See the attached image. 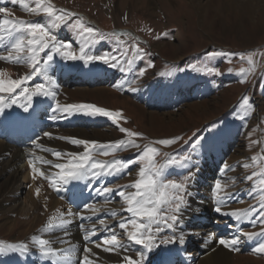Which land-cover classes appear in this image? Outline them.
<instances>
[{"label":"snow or ice","instance_id":"obj_1","mask_svg":"<svg viewBox=\"0 0 264 264\" xmlns=\"http://www.w3.org/2000/svg\"><path fill=\"white\" fill-rule=\"evenodd\" d=\"M7 3L19 4L35 19L16 16L9 7L0 6V63L11 64L17 70L27 68V71L14 77L6 68L0 67V117L7 119L10 115L8 110L14 106L30 114L36 98H51L55 106L51 108L50 120L69 119L77 115L92 119L106 118L122 136L100 141L75 135L57 136L51 131H43V138L66 141L78 150L45 146L39 136L31 140L34 148L26 158L31 181L46 180L58 194L71 193L72 203L77 210L57 207L38 229V234L31 236L30 242L0 240V260L19 257L26 261L35 255L41 264H99V254L94 252L95 248L119 256V264H149V256L155 250L163 247L171 252L168 246L185 245L188 239L185 228L190 214L199 213V209L193 207L199 195L195 190L199 164L194 154L202 141L195 140L191 152L182 149L163 151L165 147L177 145L183 137L151 140L144 133L123 126L127 117L122 110H112L94 103H61L58 99L59 84L55 71L61 61L80 62L82 66L92 67L102 64L132 74V79H124L115 87L124 89L127 85L128 91H139L135 85L148 69L154 67L151 59L147 60L146 67H138L140 62L151 56L146 48L141 47L140 38L125 30L103 31L87 22L81 14L58 7L53 0H7ZM64 29L71 33L70 39L60 38L59 34ZM163 35L167 37L169 33L164 32ZM103 42H108L111 49L94 53L92 50ZM208 56L210 60L226 57L231 61L232 57H237L242 62L246 61L249 67L238 70L241 83L247 82L256 70L254 51H212ZM189 67L208 75H222L216 66ZM176 71L184 69L173 66L159 75L171 77ZM227 71L231 73L233 69ZM259 79L264 81V75ZM260 87L264 88V83ZM237 109V118L243 127L248 128V121L257 109L247 93L238 102ZM259 127L258 124L246 132V147H256L258 151L246 158L248 162L222 163L212 184L211 199L212 210L233 221L234 235L230 238L220 237L218 243L238 252L242 238L257 240L254 251L264 254V138H253ZM195 136L196 133H193V137L184 143L188 144ZM37 151L48 153L52 158L38 155ZM124 152L130 155H118ZM134 166L135 179L111 186V178L132 175ZM237 167L251 171L238 178L229 177L227 173L235 171ZM173 170L181 175L170 177L169 173ZM238 182H247L245 195L255 202L247 207L232 208L233 202H244L236 192L229 190ZM81 185L95 193L90 198L94 202H85ZM42 187H35L37 197ZM117 200L121 206L112 207ZM44 207L47 209V204ZM244 224L258 230L244 231ZM73 227L80 233V240L76 242L72 240L75 235L71 231ZM191 235L195 236V231ZM214 238V234L209 233L205 239L207 242ZM136 246H139L138 250L130 254ZM167 264L174 262L169 258Z\"/></svg>","mask_w":264,"mask_h":264},{"label":"rangeland","instance_id":"obj_2","mask_svg":"<svg viewBox=\"0 0 264 264\" xmlns=\"http://www.w3.org/2000/svg\"><path fill=\"white\" fill-rule=\"evenodd\" d=\"M4 1L5 3L2 4L1 2L0 6L9 7L14 15L25 19H35L30 17L22 7L17 8L16 5L7 3V0ZM105 1L110 4L111 8ZM140 1L142 2V0H53L58 7L85 14L81 15L87 22L103 31H112L113 29L130 31L134 36L140 38L141 47L146 48L151 53V56L140 62L138 67H146L148 59H151L154 63V67L148 69L146 75L140 78L138 84L135 85L139 87L137 92L128 91L127 85L124 89L115 87L124 79H132V74L122 73L118 69H112L102 64H98L93 68L87 65L93 71L108 69L114 75L113 79L98 81L95 85H91L93 88L105 86L108 91L99 96L94 94L92 89H89L86 94L63 95V99H58L61 103H94L112 110H122L124 116L127 117V120L123 122V126L140 131L151 140L173 136L183 137V140L177 145L165 147L162 149L163 151L171 152L173 149H182L191 152L195 140H201L202 143L197 147L194 155L199 164V176L205 175L197 179L196 189L198 185L200 186L198 187L199 195L197 197L212 200L211 188L214 179L219 174V170L215 175L205 173L209 171L210 158L220 154L218 159L219 169L225 161L229 164L240 161L248 162L246 158L257 152L258 148L249 149L246 147V132L259 124L260 127L257 128L253 138H264V131H262L264 130V88L260 87L264 81L259 79L261 75H264V0H256L259 6L256 5L251 14L241 7L239 0H233L231 8L222 10H218L217 4L219 5L223 0H200L201 5L196 0H153V5L146 4V0L142 3ZM208 1H216V4H211L210 7L207 5ZM246 1L250 0H243V3ZM200 6H207L204 8L206 10L202 11ZM88 16L95 18L98 24L91 23ZM164 32H168L169 35L165 37ZM59 35L62 39L71 38V33L67 29L61 31ZM110 49L111 45L108 42H103L92 51L99 54ZM212 51H224L225 53L254 51L256 53L254 58L257 61L256 70L248 77L247 82L241 83L242 77L238 74V70L241 67H249L247 62H242L237 57H232L231 61L226 57H215L210 60L208 53ZM70 63L73 62L61 61L59 65ZM189 65H197L198 67L216 66L222 75H208L204 72L194 71ZM173 66L182 68L184 71H176L171 77L159 75ZM0 67L6 68L14 77L27 71L26 67L17 70L8 63L0 65ZM79 68L83 70L82 65ZM229 68H232L233 72H228ZM57 75L55 74V76ZM60 81H63V79L57 77V83ZM81 84L85 85L84 83ZM77 85L80 84L74 83L70 88ZM61 90L59 94H61ZM245 93L252 98V102L257 109L248 121V128L243 127L242 122L237 118V105ZM51 101V98L46 100L48 106L52 105L53 108L55 101L52 103ZM46 113L48 114V111ZM100 119L108 121L106 118ZM78 121L81 122L82 119ZM108 122L113 127L109 134L103 138L94 136L90 139L109 141L121 138L122 134L118 129L110 121ZM75 127L96 129L98 125H82L75 122L70 126V124L60 123L53 125L52 130L46 128L45 131H51L57 136L72 135L71 130H74ZM53 129L57 131L54 130V132ZM193 133H196V136L188 144H185L184 141H188L189 137H193ZM40 137L45 146L47 143L50 145L49 147H57L60 150H63V146H67L68 150H78L66 141L56 139L49 141L47 138H43V133ZM144 142L146 141H142V143ZM31 147H34V145ZM118 155L128 157L130 153L124 152ZM25 165L26 161H21L16 164V167L22 169ZM250 171L251 169L244 170L237 167L235 171L229 172L227 175L238 178ZM131 172L132 175L130 176L111 178V186L125 184L135 179V166L131 169ZM169 175L170 177H179L181 174L173 170ZM18 183H24L25 185L23 191H19L18 188L16 190L17 186H14V193L16 192L19 198L17 204L7 209L5 208V202L0 201V240L14 242L23 239L30 242L32 234L29 236L23 235V231L28 228L34 209L30 204V197L32 196L37 204L40 202L45 203L49 200V195L55 191L51 188H44V185L48 183L46 180H37L34 182L35 187L43 186L40 196L37 197L35 189H28L24 178H21V182ZM247 186V182H238L229 189L236 192L238 198L244 200L243 203L233 202L231 204L232 208L247 207L255 202L245 195ZM30 191L33 192L30 193ZM30 194L31 196H28ZM45 197H47V200ZM20 203L22 206L19 205ZM23 205L26 206L27 210L21 209L22 211H19V208H23ZM218 218L221 221L218 224L227 222V225L233 226V221L230 218L221 217L220 215H218ZM15 221L16 228L12 231L11 223ZM243 230L254 231L258 228L244 224ZM203 242L198 239L194 241L193 245H189L190 242L187 240L184 246L168 247L172 249V253L177 252V256L181 257L183 253L193 255L196 248L201 246ZM257 243V240H253L250 248L241 247L239 254H232L233 260L229 264H238L239 259L237 256L247 254L250 257L244 258L241 264H264V254L254 251ZM164 253L168 256L170 252L163 247L155 250L152 261L160 262L159 259L163 257ZM252 256H256L259 262L255 261ZM176 260H178L176 264H181L179 258H176ZM116 262L118 263V259ZM215 264L224 263L217 262Z\"/></svg>","mask_w":264,"mask_h":264},{"label":"bare ground","instance_id":"obj_3","mask_svg":"<svg viewBox=\"0 0 264 264\" xmlns=\"http://www.w3.org/2000/svg\"><path fill=\"white\" fill-rule=\"evenodd\" d=\"M196 1L199 5H201L200 0H196ZM223 1H221L219 5L217 4L218 10L229 9L231 8V5H233V0H223ZM142 2H145V0H142ZM105 3L107 5L109 4L107 1H105ZM214 3L216 4V1L214 2L208 1L207 5L211 7ZM257 3L258 1L256 0L246 1L244 3H243V0H239V4H241V7H243L245 10H248L250 14L252 13V9L255 8L256 5L259 6ZM146 4L153 5L154 1L146 0ZM16 6L17 8L21 7L19 4H17ZM109 7H110V4H109ZM206 7L200 6V9L204 11L206 10L204 9ZM88 17L90 18L89 21L91 23L98 24L95 18H92L90 16ZM4 64H7V63H0V65H4ZM79 66H81L80 62H73L68 65L66 64L57 65L56 67L57 71L55 74L57 75L58 73V75L56 77H60L63 79V81H60L58 83L59 92L62 87H65V88H62L61 94L58 95L59 99H63V95L65 96V95H74V94H82V93L86 94V91L89 89L90 90L92 89L93 93L99 96L104 94L105 91H108L107 90L108 88L105 86H101V87L94 86L96 88H93L91 86V85H95L96 82L98 81L113 79L114 75L108 69H103L102 71L90 70L88 72L87 69L89 66L87 67V65H83L82 66L83 70L79 68ZM74 83H77L80 85L74 86V88H70ZM81 83H84L85 85ZM90 83H93V84H90ZM35 100H36V104L33 107V112L35 115L31 117L30 120L25 119L24 127L29 130L33 129L35 132L39 133V136L43 133V131H45L46 128L50 129L51 127H53V125H58L60 123H66V125L70 124V126H72V124L75 122L76 124H82V125H87V124L98 125V128L96 129L95 128L85 129V128H80V127H75L74 130H71L72 135H75L79 138H86V139L93 138L94 136H97V137L100 136L103 138L105 137V135L109 134V131L113 128L108 124L109 122L106 120H101L100 118H95V119L87 118V117L80 118L79 115L73 116L70 119H62V120H56V121L50 120L48 117L52 115V112H51L52 105L48 106L46 99H44V97H39V98H36ZM53 101L54 100H52L51 103ZM19 110L20 108L18 106H14L12 109L8 110L10 115L8 116L7 119H5L4 117H0V128L6 131V137L0 138V201L5 202V208L7 209L11 208V206L14 207L19 200L18 196L16 195V192L14 193V190H13L15 189L14 186L16 185L17 186L16 190L18 188L19 191H23L24 189L25 184L18 183V182H21V178H24V180H26L28 189L30 190L35 189V184L34 182L31 181V178H30V170H29L27 162H26L25 167L22 169L16 167V164H18V162L26 161L29 151H31L34 148V147H31L33 145L31 143H24L23 141L13 142L9 140V135L12 131L11 129L13 128V126H19L20 121L15 122V123L13 122V116L15 115V113H18ZM46 111H48L49 116H47L48 114L45 113ZM80 119H82L81 122L78 121ZM54 130L55 129H53V131ZM41 143L43 142L41 141ZM46 146H50V145L46 143ZM63 150H68V147L63 146ZM37 154L44 155L49 159L52 158L51 155L48 153H42V152L37 151ZM219 158H220V154H216L215 156H212L210 158L211 159L210 168L208 169L209 171L205 173L207 174L212 173L213 175L217 173V171L219 170V165H220L218 162ZM204 175L205 174H203V176H198V179L204 177ZM19 177H20V181H19ZM30 184H31V187L29 186ZM80 187L83 189V198L85 202H94L92 199H90L91 197L95 196V193L92 192L91 188H84L83 185H81ZM198 187L200 186L199 185L197 186L196 191L199 190ZM44 188L49 189L50 188L49 184L48 183L45 184ZM32 192L33 191H30V193ZM28 196H31V194ZM48 199L49 200H47V202L45 203L40 202L39 204H37V202L32 198V196L30 197V201H31L30 204L32 205V207H34V209L30 217L28 228L23 231V235L29 236L31 234L32 235L38 234V229L46 223L48 216L57 207H60L61 209L70 207L73 209V211L77 210L76 206L72 203L71 193L69 192H63V193H60L59 195L57 194V192H54L53 194L49 195ZM45 204H47V209H45L44 207ZM19 205L22 206L21 203ZM120 206L121 205L118 200L112 204V207L114 208H119ZM193 207H197L199 209V213L197 215L190 214V219L185 228V231L188 233L187 240L190 242L189 245H193L194 241L198 239L204 242L201 246H198L196 248V251L194 252L193 255H187L183 253V255H181L180 257V256H177L178 255L176 254L177 252L175 253L171 252L170 259L174 262L173 259L176 260V258H179V260H181V264H215L217 262H221L224 264L231 263V261L233 260L232 254L234 253L239 254L240 252L232 251L231 249H228L220 245L218 243V239L221 236L226 237V238L232 237L234 235L233 226L227 225V222H222L221 224H218V222H221L220 219L218 218L219 214H216L212 210L213 203H212V200L210 199L207 200L206 198L199 196L195 199L193 203ZM21 209L27 210L26 206L24 205H23V208L22 207L19 208V211ZM14 210L17 212L16 209ZM15 224H16V221L11 223L12 231H14V229L16 228ZM71 231L75 234L72 237L73 242L79 241L80 233L78 232V230L75 227H73ZM192 231H195L196 233L195 236L191 235ZM209 233L214 234L215 238L211 241L206 242L205 238L207 234ZM18 241H24V240L18 239L17 241H14V242H18ZM8 242H11V241H8ZM251 244H252V241H247L246 239L242 238V242L239 245V248L241 247L250 248ZM138 248L139 246H136L135 248H133L130 254H133V252ZM94 252H98L99 254V262H102L99 264H119L120 257L115 254L104 253L95 248H94ZM152 256H153V253H151L149 256V264H167V261L169 259L166 253H164L163 257L159 259L160 262L152 261ZM237 257L239 259L238 264H241L244 261V258L250 257V255L247 254V255L237 256ZM252 258H254L255 261L259 262V259L256 258V256L254 257L252 256ZM117 259H118V263L116 262ZM176 262H178V260H176ZM176 262H174V264H176ZM0 264H41V262L38 259V257L34 255L28 258L26 261H22L19 257H13L11 260L5 258V259L0 260Z\"/></svg>","mask_w":264,"mask_h":264}]
</instances>
